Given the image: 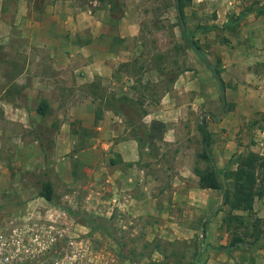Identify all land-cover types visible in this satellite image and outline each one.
<instances>
[{"label":"rangeland","instance_id":"1","mask_svg":"<svg viewBox=\"0 0 264 264\" xmlns=\"http://www.w3.org/2000/svg\"><path fill=\"white\" fill-rule=\"evenodd\" d=\"M261 4L186 0L188 31L217 25L195 38L222 100L174 0H0V228L29 219L33 249L52 235L58 264H264V198L231 211L197 174L202 119L217 168L237 150L264 155V11L221 28ZM233 234L248 245L218 249Z\"/></svg>","mask_w":264,"mask_h":264},{"label":"trees","instance_id":"2","mask_svg":"<svg viewBox=\"0 0 264 264\" xmlns=\"http://www.w3.org/2000/svg\"><path fill=\"white\" fill-rule=\"evenodd\" d=\"M108 3L115 4V0H100ZM175 8L177 11L178 25L180 27V34L183 42L188 48H190L200 59V61L210 70L211 75L217 81L220 89V96L222 100H225V83L221 75V68L213 63L207 54L203 51L195 35L198 32H209L217 28L216 24L210 26H198L194 30L188 31L183 20L184 7L186 0H174ZM258 11H264V4L259 6H252L248 10L240 12L235 19H230L225 22L221 28L233 27L240 19L247 14ZM220 62V60H217ZM48 103L46 100H42L38 107L37 112L44 115L47 111ZM160 124V123H159ZM199 130L202 134L203 140V152L202 157L208 162L209 168L205 171H198V184L201 188L218 189L222 192V204L228 205L231 211L253 210V204L255 199L264 198V186L257 184V176L259 174L264 175V155L257 153L253 150L241 151L237 150L231 154L227 164L223 168H217L213 160L210 150V132L205 126L204 119L201 120ZM235 165V169L230 170L231 166ZM229 171L231 174L232 184L231 187L225 188L221 174ZM47 201L53 200V188L51 182H46L42 186L40 193ZM70 214L73 211L66 209ZM235 217H238L234 215ZM233 216L229 215L228 220H231ZM88 225L92 229L100 228L99 224H93L90 220L85 219ZM248 245L245 236L239 234H233L228 244H222L218 247L220 250L231 252L237 249H244Z\"/></svg>","mask_w":264,"mask_h":264},{"label":"built area","instance_id":"3","mask_svg":"<svg viewBox=\"0 0 264 264\" xmlns=\"http://www.w3.org/2000/svg\"><path fill=\"white\" fill-rule=\"evenodd\" d=\"M33 229L29 219L10 221L0 228V264H49L46 258L52 257L46 255L55 238L48 235V239L38 241V248L33 249L30 240ZM51 262L58 264L55 257Z\"/></svg>","mask_w":264,"mask_h":264},{"label":"crops","instance_id":"4","mask_svg":"<svg viewBox=\"0 0 264 264\" xmlns=\"http://www.w3.org/2000/svg\"><path fill=\"white\" fill-rule=\"evenodd\" d=\"M258 134H256L255 136V148L254 149H258V150H262L261 153L264 154V129L263 130H258L257 131ZM263 144V149H261V145Z\"/></svg>","mask_w":264,"mask_h":264}]
</instances>
